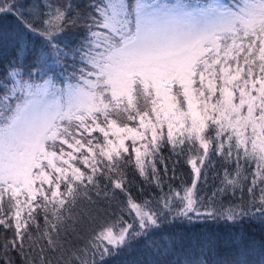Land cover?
<instances>
[{"label": "snow or ice", "instance_id": "6c2138e0", "mask_svg": "<svg viewBox=\"0 0 264 264\" xmlns=\"http://www.w3.org/2000/svg\"><path fill=\"white\" fill-rule=\"evenodd\" d=\"M8 49L0 264H264L244 231L264 227V0H0ZM164 145L190 183L165 182Z\"/></svg>", "mask_w": 264, "mask_h": 264}, {"label": "trees", "instance_id": "16d2710c", "mask_svg": "<svg viewBox=\"0 0 264 264\" xmlns=\"http://www.w3.org/2000/svg\"><path fill=\"white\" fill-rule=\"evenodd\" d=\"M3 22L5 24H9L12 21L9 17ZM14 55L15 53L11 49L0 51V75L3 74L8 62L14 57ZM160 155L168 167V173L164 177L166 183H172L175 187L181 182H191L192 171L191 166L187 163V156L177 155V153L173 152L170 146L167 145L162 146ZM157 167L161 168L162 165L158 164ZM222 171L223 169L220 167V162L215 157H213L212 164L206 169V183L202 182L199 185V187L202 189L200 193L201 195H211V193L220 186V181L216 178V176L218 173H222ZM124 172L129 181L130 190L134 196L140 197L142 199L154 194L155 189L139 175V173L131 164H129L124 169ZM172 177H174V179H170ZM237 195H239V193ZM221 199H223V197H221ZM224 202L227 203L226 200ZM221 230H223L222 226ZM244 231L249 238L255 241L258 247L261 244H264V227H261L260 224H245ZM2 236L3 231L0 230V238H2ZM133 247L135 248V246ZM139 255L140 254L135 250L126 251L120 256L110 258L107 261V264H125V261L131 262L137 259ZM9 257L12 259V264H25L23 254L19 252L10 251Z\"/></svg>", "mask_w": 264, "mask_h": 264}]
</instances>
